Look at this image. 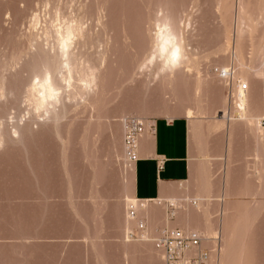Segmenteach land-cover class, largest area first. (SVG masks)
Listing matches in <instances>:
<instances>
[{
    "label": "rangeland",
    "instance_id": "374dc122",
    "mask_svg": "<svg viewBox=\"0 0 264 264\" xmlns=\"http://www.w3.org/2000/svg\"><path fill=\"white\" fill-rule=\"evenodd\" d=\"M241 1L245 24L237 38L238 0H0V264H162L153 240L166 228L197 231L212 251L209 264H264V79L254 75L264 0ZM42 2L62 13L56 23L81 18L84 35L73 51L78 68L96 76L87 88L76 71L56 119L34 110L25 94L40 60L27 37L54 46L43 37L51 14ZM161 17L188 25L192 62L152 81L156 67L142 65ZM229 66L236 80L248 79L246 117L258 119V131L235 113L213 72ZM187 110L189 178L129 219L133 169L123 154L122 120L186 118ZM207 227L215 235L209 240Z\"/></svg>",
    "mask_w": 264,
    "mask_h": 264
},
{
    "label": "bare ground",
    "instance_id": "6f19581e",
    "mask_svg": "<svg viewBox=\"0 0 264 264\" xmlns=\"http://www.w3.org/2000/svg\"><path fill=\"white\" fill-rule=\"evenodd\" d=\"M240 1L241 0H238V2H239L238 7L239 8L237 7L239 9L238 10L239 15H237L235 17L236 22H235V26L233 27L234 33H235L237 38L239 37V34H241L242 26L245 24L244 23L245 19L243 17V14H244L243 6L244 5L242 6V3H241L242 1L241 2ZM48 2H46V3L42 2V3L44 4L43 8L47 11V14L49 16V14H51V11L49 12L48 6L50 7V5H48L49 4ZM57 2H58V0H57ZM57 4L58 3H56L55 5H57ZM55 5L53 6V8L55 7ZM37 7H38V4L36 3V4H34L33 8L31 7V9H30L31 18H30L29 22H30L31 28H33V29L39 24V16H38L37 11H36ZM57 8H58V6H57ZM60 9H61V7H60ZM60 9H58V10H60ZM56 11H57V9L54 11L55 14L52 13L53 15L51 14V16L48 17V19L50 20L49 24H51V27L52 26L53 27L51 28L50 25L48 24V26L47 25L43 26L44 28L42 31L43 37H45L47 40L49 38L54 40V42H53L54 46L51 45L52 48L50 46L51 49L50 50L48 49L49 51L47 49H44L45 47L44 48L41 47V44L38 45L37 44L38 42H35L36 41L35 36L29 35V38L27 37V41H28L27 44L29 43L28 47H29V45H31V47H29V48H32V47L35 48V51H33L34 48L31 50L37 54V56H35V57H37V59L39 58L40 60L38 59L39 61L37 63L33 62L34 67H32V71H31V69L29 70V73L31 71L30 75L32 76V78H31L32 81L28 80L29 81L28 83H30V85H27L28 88L26 89V93H25V94H27V98H30L31 101L33 102L34 110H36V111L41 110L43 114L44 113H45V115L49 114L52 116L53 119L58 118L60 115V114H58L59 112L58 113L56 112L57 111L56 107H57V105L62 104V91L65 88L69 89L70 87L74 89L75 86L72 85V83L74 82L73 80H74V76L76 75V71H78V70L82 71V69H79L77 66V64H78L77 58L79 57L80 54L79 55L75 54L74 53L75 51H73V49L77 44H79L81 42L80 40L83 38V35H84V31H83L82 27L80 26V19L81 18L78 19L77 21L75 20L76 22L75 21H73V23L71 22L72 24L71 23L68 24L64 20V24L62 25L61 22H59L60 24L58 22L56 23V21H58V19H59V21L62 19V18L60 19V17H62V15H61L62 13L60 14V13H58L60 11H58L56 14ZM236 11H237V9H236ZM58 14L61 16L57 17ZM56 17H57V19H56ZM171 20L172 19L171 18L169 19L168 17H161L159 20H157V23L155 24V34L153 36L152 52H151V55L145 60V62L142 65V66H144V68L145 67L150 68V67H154V66L156 67V72L153 74L152 81H155L159 78H165L167 76L173 75L176 72H180V71L183 72L184 70H186L190 67L191 62H192L191 52H190V49L188 48L190 46V44L188 42L189 38H187V36H184L185 30L187 29L188 25H186V26L182 25V27L180 28ZM53 21H55V23L57 25L59 24L61 26L58 25L57 28L53 29L54 26L56 25V24L53 25L54 24V23H52ZM245 22L247 23V21H245ZM34 39H35V41H34ZM233 39H235V38H233ZM30 42H31V44H30ZM32 42H34L35 45ZM32 44H33V46H32ZM36 45H38V46L36 47ZM33 52H31L32 53L31 55H34ZM257 52L261 57V62H260L259 68L254 70V75L258 79H264V44H261V46L257 49ZM27 53H29V56H31L30 51L29 52L27 51ZM20 57H22V56H20ZM20 57H18V58L20 59ZM35 57H33V59ZM19 59H18V61H19ZM234 60L238 65H239V62L241 63L239 57L237 59L235 58ZM16 62H17V60H16ZM30 68H31V66H30ZM141 68H143V67H141ZM55 73H57L60 76V78H56ZM234 75H235V73H234ZM80 78H81V81L85 83V87L91 88V86L95 83L96 76L92 73H86V72L82 71L80 74ZM238 82L248 85V79L246 77L243 78L242 82H240V81H238ZM1 84H3V82ZM1 89H3V88H0V91H1ZM247 90H248V86H247ZM231 103L232 104L235 103L234 105L236 107L238 106V108H237L238 110L235 109L236 110L235 113L237 112L239 114V117L243 121H245L247 125H250L252 128H256V131H258V128H259L258 119L254 116H249L248 114H247L248 117H246V110H247V106H248L247 92L241 93L240 95L238 94L237 96H235V98L233 99V101ZM192 115H193V112L191 110H187L186 119H190L192 117ZM219 119L223 120V119H225V117L222 115L219 117ZM17 129L18 128H15V134L17 133V131H19ZM1 137L2 136H0V141H1ZM140 138H139V140H140ZM139 140H138V143H139ZM133 168L134 167L132 165L129 166L130 170H132ZM197 201H200L199 197H197L195 199V203H197ZM147 202L148 201H142V200L137 201V199H134L133 202L128 204L127 210L132 205V206L136 207V213L138 212V214L140 216L142 211H144V203H147ZM198 206L199 205H195L196 208H198ZM127 216H128V213H127ZM128 218L131 219L129 216H128ZM131 220H134V219H131ZM203 230H204V228H203ZM204 231H205V233H204L205 236H207V237H205L206 240H209L207 238L213 237L214 233L212 231H210L208 229V227ZM191 232H193V231H191ZM191 232H184V233H191ZM196 232H194V233H196ZM216 236H217V234H216ZM139 237L143 240L147 239L145 234H141ZM222 252L223 251H221V253Z\"/></svg>",
    "mask_w": 264,
    "mask_h": 264
},
{
    "label": "crops",
    "instance_id": "0c3cea01",
    "mask_svg": "<svg viewBox=\"0 0 264 264\" xmlns=\"http://www.w3.org/2000/svg\"><path fill=\"white\" fill-rule=\"evenodd\" d=\"M188 119L154 120L152 134L145 133L138 143V160L133 168V197L158 201L171 197L170 186L185 182L190 171ZM162 169H157L158 162Z\"/></svg>",
    "mask_w": 264,
    "mask_h": 264
},
{
    "label": "built area",
    "instance_id": "2783aa9c",
    "mask_svg": "<svg viewBox=\"0 0 264 264\" xmlns=\"http://www.w3.org/2000/svg\"><path fill=\"white\" fill-rule=\"evenodd\" d=\"M213 72L222 82L225 96L230 103L238 94L247 92V85L235 79L233 66L225 69L216 67ZM122 125L124 158L127 165L134 166L138 160V140L145 133H153L154 121L127 117L122 120ZM157 169H162V162H158ZM127 213L131 219H136V207L131 205ZM137 230L144 232L145 224L142 221L137 222ZM202 244L203 239L199 234L184 233L176 228L161 230L153 240L154 248L161 254L162 264H209L212 251L202 248Z\"/></svg>",
    "mask_w": 264,
    "mask_h": 264
}]
</instances>
